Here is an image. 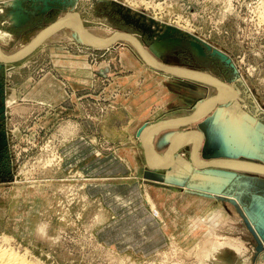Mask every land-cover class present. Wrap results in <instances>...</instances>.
<instances>
[{"label":"rangeland","instance_id":"374dc122","mask_svg":"<svg viewBox=\"0 0 264 264\" xmlns=\"http://www.w3.org/2000/svg\"><path fill=\"white\" fill-rule=\"evenodd\" d=\"M73 13L83 28L131 34L145 49L166 43L160 55L151 52L159 63L230 86L225 106L175 133L201 131L203 161L264 165V0H0V46L17 50ZM19 14L25 19L13 23ZM54 32L23 59L0 64V252L29 264H213L218 248L217 264H264V173L196 170L191 143L160 171L138 137L127 146L99 141L106 119L122 121L116 108L123 90L135 88L136 80L123 79L131 72L155 76L154 85L145 78L138 112L157 99L166 104L170 92V106L192 115L215 87L150 68L124 41L94 49L64 29ZM102 64L90 92L59 95L60 74L71 65ZM159 76L173 87L158 88L157 98ZM166 134L156 137L157 152L168 147ZM79 138L95 142L93 155L72 158Z\"/></svg>","mask_w":264,"mask_h":264},{"label":"crops","instance_id":"0c3cea01","mask_svg":"<svg viewBox=\"0 0 264 264\" xmlns=\"http://www.w3.org/2000/svg\"><path fill=\"white\" fill-rule=\"evenodd\" d=\"M71 67L72 68L70 69L69 72H62L60 74V75H62V77H65V78H63L65 80V84L63 86L64 90L59 91V95L68 94V92L66 91V88H69L70 90H72L76 94H80L81 91H85L87 93L90 92V89H91L90 83H89L90 79L94 80V78H96L97 72L102 73L103 70L106 71V68H105V66H103V64H102V66L100 65L98 67V69L96 68V65H94V66H90L88 68L83 69V71H80L79 70L80 68H76L77 66L71 65ZM8 73H10V70H8ZM130 75H131L130 77H125L123 79H134V80H136L135 88L134 89L126 88L123 90V91H125L124 94H126V95H124V97L121 98V100H120L121 104H119L118 108H116V110L118 111L117 113L120 115L122 121L114 122L113 120L111 121V119L110 120L106 119L104 121V123L101 124L103 126V129L99 130V132L100 131L103 132V134L100 133V135H99V137H100L99 141L100 142L102 141L105 144H109V145L112 142H120L121 146H127L129 141H135V139H137V137L139 139H141V134H140L141 131L139 132V130L141 128L145 127L146 125L151 124L150 121L152 119H157V118L161 119L162 118V121H159V123H157L155 126H153L156 128H160L161 127V126H159L160 124H173L174 125L176 122H181L182 120H184L190 116L189 110L184 105H183L184 107L181 108L180 110H176V108L174 107V105L172 103L170 106V98H169L170 92L167 93L168 97H167L166 104L161 105L157 99L156 100L157 102H153L152 104L148 103L147 110L145 109V107H143L142 109H139V112L135 111L134 107L137 106L138 104H142V102L144 100L142 97V94H143L144 88H145L144 84L147 83L145 78L147 77L148 81L151 80L152 85H154V83H155L154 77L155 76L153 73L148 72V71H144V70L141 72L134 73V76L131 72ZM144 75H145V77H144ZM47 76H48V74L45 77H47ZM103 76H105V74H103ZM155 81H156L155 90H153V92L151 94L154 97L158 98V88L160 89V87H166V90L169 91L170 87H173L172 86L173 82H171V80H169L167 78H163V77L159 76V78H157V80H155ZM82 85H87V87H83ZM57 93H58V90L56 89L55 94H57ZM140 97H141V99H140ZM43 102H48V101L43 100ZM205 102H208V100ZM75 103L80 104L77 102H75ZM204 103H202L200 106H203ZM147 112L151 113L148 115V117H146V115H145ZM205 115L206 114L202 115L201 117H197L194 121L202 118ZM149 118H152V119L150 120ZM171 119L175 123H165L166 120H171ZM194 121H192L191 123H193ZM94 125H95V123H94ZM145 130H144V132H145ZM176 130H178V129H171V130H164V131L150 130L151 132L154 131V133L152 135H150V137H149L150 149L148 148L146 140L143 138V140L147 146V149L149 150V152L152 156V158L148 157V159H147L151 168H153L155 166V164H158V165L163 166V167L168 165V163H169L168 154L170 156V153H169L170 145H171L173 138L176 136V133H175ZM155 131H157V132H155ZM138 132H139V134H138ZM144 132H143V134H144ZM162 132L169 133V135L166 134L165 137L170 140L169 141L170 143H169V145L165 151L157 152L155 150V140H156V137L159 134H161ZM199 132L203 135V141L201 144V147H202L205 137L201 131H199ZM113 133H115L114 137H112ZM137 134H138V136H137ZM112 138H114V139H112ZM94 140L96 141L97 139L94 138ZM88 141L90 143H93L92 146H89L86 143V141L81 139V138L76 139L74 141L76 144H74L75 147L73 146L72 150H74L75 148H76V150H75V152L72 151V158H81L80 153L83 151L89 152L90 155H93V153L91 154V151L94 150V147L96 148V146L94 144L95 142L91 141V140H88ZM198 141H199V138L194 134H190V135L183 136V137L179 138L177 140V143H176V148H175L176 152L174 155L173 164L168 169H171L175 165L177 157L179 156L178 152L182 147L186 146L188 143H191L192 144L191 145V155H192L197 144H198ZM123 150L125 151L127 149H123ZM125 153L130 154V152H126V151L123 154L126 155ZM86 157H88V156L86 155ZM126 157H124L123 160H125ZM136 158L138 159V154L135 152L133 159H136ZM167 158H168V160H167ZM189 160H190V157H189ZM196 163L198 165H205L208 162L203 161L201 159L200 153H199V156L196 159ZM190 164H191V162H190ZM223 167H226V166H223ZM136 168H137V166L131 167V169H134L135 172L138 171V170H136ZM228 168H233V167H228ZM234 169H236V168H234ZM165 170H167V169H165ZM160 171H163V170H160ZM166 173H167V171H166Z\"/></svg>","mask_w":264,"mask_h":264},{"label":"bare ground","instance_id":"6f19581e","mask_svg":"<svg viewBox=\"0 0 264 264\" xmlns=\"http://www.w3.org/2000/svg\"><path fill=\"white\" fill-rule=\"evenodd\" d=\"M24 19H25V16H23L21 14L15 15L14 17H11V21L13 23H18ZM61 29L66 30L68 32V34H70L73 38L75 37L76 40H78L81 44H84V45H86V42H88V43L92 44L93 46H104L119 36V33H115V32L106 34L104 32H97V31L86 29V28H84V30H81L80 25H79L78 21L76 20V18H72L71 16L66 17L64 20H62L61 22L56 24L55 27L53 28V31L55 30V32H57L58 30H61ZM47 30H48L47 28L42 30L37 35H35V37L32 38V40L29 43H27L26 45H23L21 48H19L17 50L6 51L5 49H2L0 46V58L3 60H16L19 57L21 58L26 53H28L39 42V40H41V38H43V36L46 34ZM4 39H6L5 34L0 32V41H3ZM85 39H86V41H85ZM7 41H8V39H7ZM119 41H124V42L130 44L132 47H134L135 50L137 51V53L139 54V56L146 63L144 55L141 52L140 47L137 45L136 42H134V40H132L130 38H121ZM143 48H144V46H143ZM164 48H167L166 43L156 44V45H154L148 49L144 48V50L147 54L148 60L153 65L159 66V67L164 68L166 70H168V69L169 70H175V71L181 72L183 74H193V76H199V77H203V78L205 76H207V75L200 74V73H193V72L188 71V70L172 68V67L166 66L162 63H159L157 60H155L153 53H151V52L154 51L156 55H160ZM204 82L210 83L211 85H213L215 87L214 89H216L217 93L215 92L216 95L213 98L210 99V97H209L208 102H205L201 108H206L207 106L213 104L214 102H216L218 100L227 101L228 99H230V97H232L231 96L232 92L229 93L227 91V89L220 82L215 81V80H210V79L204 80ZM208 111L209 110L206 111V109H205L199 113V116L197 114L196 117H201L202 115L207 114ZM165 123H175V122L171 119V120H166ZM176 123H179V122H176ZM169 125H173V124H160L159 126L162 127V126H169ZM155 132H157V131H155ZM153 133H154V131L151 132L149 129H146L144 134H143V138L146 140L149 149H150L149 137ZM169 153H170V151H169ZM168 157H169V154H168ZM167 160H168V158H167ZM219 166L233 167L236 169L246 170V171H251V172H256V173H264V171L259 170V169L241 166V165H236V164H221ZM213 253H214L212 255L213 259L208 258V260L212 261L213 264L214 263L217 264L219 259H221L222 255L224 253L223 249L216 248L215 250H213ZM24 259H25L24 257L22 259V257H20V255H17V254H12L9 252L8 253L0 252V264H29V262L26 263L24 261ZM220 262H221V260H220ZM220 262H219V264H220Z\"/></svg>","mask_w":264,"mask_h":264},{"label":"water","instance_id":"95a60500","mask_svg":"<svg viewBox=\"0 0 264 264\" xmlns=\"http://www.w3.org/2000/svg\"><path fill=\"white\" fill-rule=\"evenodd\" d=\"M71 16L72 18H76V20L78 21L79 25H80V28L81 30H84L83 28V25H82V22H81V19L80 17L73 13V14H68L65 16L66 17H69ZM64 18V19H65ZM62 20H60L59 22H61ZM59 22L51 25L49 28H47L48 30L46 31V34L43 36V38H41V40H39V42L28 52L26 53L24 56H22L21 58H18L16 60H3L0 58V64H9V63H12V62H15L17 60H21L23 59L24 57L28 56L32 51H34L38 46H40L42 44V42L49 36L51 35V32L53 31V28L55 27L56 24H58ZM121 38H130L132 40H134V42L137 43V45L140 47L141 49V52L143 53L144 55V58H145V61L147 63V65L156 70V71H159V72H162V73H165V74H169V75H173V76H178V77H182V78H189V79H198V80H207V79H210V80H215V81H218L217 79H215L214 77H211V76H205L204 78L203 77H199V76H193V74H183L181 72H177L175 70H166L164 68H161L159 66H155L153 65L149 60H148V57H147V54L142 46V44L140 43V41L135 38L134 36H132L131 34H128V33H125V32H121L119 33V36L117 38H115L114 40H112L111 42H109L108 44L104 45V46H93L92 44L86 42V45H88L89 47H92L94 49H100V48H104V47H108L110 45H112L113 43H116L117 41H119ZM86 41V39H85ZM197 48L199 49V47L197 46ZM200 50V49H199ZM220 82V81H218ZM221 83V82H220ZM229 93L232 92V88L224 83H221ZM228 101H225V100H218L216 102H214L213 104L207 106L206 108H199L197 112L193 113L192 115H190L189 117H187L186 119L182 120L181 122L177 123V124H174V125H170V126H162L160 128H156V127H153V126H150V127H145L141 130V140L143 142V147L146 151V154L149 158H152L149 150L147 149V146L143 140V132L145 129H150V130H158V131H164V130H171V129H179L181 127H184L186 125H188L189 123H191L192 121H194L197 117V114L199 116V113L203 110L206 109L207 110H211L219 105H224L226 104ZM190 134H194L196 135L198 138H199V141H198V144L193 152V154L191 155L190 157V162L193 166V168H195L196 170H204V169H209V168H213V167H218L219 165L221 164H236V165H241V166H246V167H251V168H255V169H259V170H262L264 171V165H261V164H258V163H254V162H250V161H244V160H235V159H219V160H212L210 162H208L207 164L205 165H198L196 163V159L197 157L199 156V153H200V149H201V144H202V141H203V135L199 132V131H196V130H189V131H186V132H183V133H180L178 135H176L172 142H171V145H170V156H169V163L167 166H160L158 164H155V166L153 167V169L155 170H165V169H168L169 167L172 166L173 164V159H174V155H175V148H176V143H177V140L183 136H187V135H190Z\"/></svg>","mask_w":264,"mask_h":264}]
</instances>
